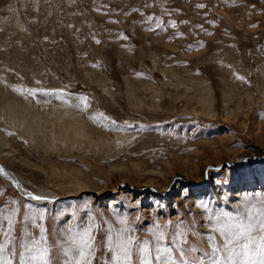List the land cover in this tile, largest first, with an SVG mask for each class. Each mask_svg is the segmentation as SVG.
I'll list each match as a JSON object with an SVG mask.
<instances>
[{
	"label": "rangeland",
	"instance_id": "obj_1",
	"mask_svg": "<svg viewBox=\"0 0 264 264\" xmlns=\"http://www.w3.org/2000/svg\"><path fill=\"white\" fill-rule=\"evenodd\" d=\"M204 92L214 116L199 102ZM263 93L264 0H0V130L27 166L17 153L0 152V163L27 191L56 195L28 199L0 175V257L43 264L28 260L25 244L36 241L52 264H63L74 225L93 227V264H112L109 238L115 244L118 233L147 241L152 264H161L158 243L174 264H211L226 255L225 223L251 219L253 236L261 235L264 161L255 159L264 157ZM8 102L44 117L72 106L96 134L73 130L55 140L49 131L42 147L25 137L24 118L7 114ZM118 134L126 144L106 141ZM241 158L253 163L206 171ZM140 260L134 245L133 264Z\"/></svg>",
	"mask_w": 264,
	"mask_h": 264
},
{
	"label": "snow or ice",
	"instance_id": "obj_2",
	"mask_svg": "<svg viewBox=\"0 0 264 264\" xmlns=\"http://www.w3.org/2000/svg\"><path fill=\"white\" fill-rule=\"evenodd\" d=\"M197 7H204V5H197ZM187 23V22H185ZM175 27V21L172 22ZM126 38V37H125ZM239 79L243 80V77H239ZM17 91H21L19 88ZM37 90L28 89L27 94L31 96H35ZM21 94L24 93L21 91ZM50 94L47 91L43 92V95L47 96ZM62 96L63 93H60ZM82 102H84V107L86 108L88 105L86 103L87 98L81 97ZM0 173L7 175V173L3 172V169L0 168ZM36 199H41V197H36ZM256 209L253 208L252 211ZM264 211V209H262ZM227 215V214H226ZM218 223H219V217ZM228 220L231 221V217H228ZM9 225L11 226V218H8ZM122 223H126V221H122ZM259 228L261 235L253 236V231H255V225L251 222V219L247 224L240 223H225L222 228L219 230L222 234L225 235L226 243L224 245L223 251L226 255H220L219 259H212L211 264H264V217L261 218L259 222ZM93 227L89 224L86 227L80 228L79 226H72L67 230V239L66 244L63 246L62 251L65 259L63 260V264H93V255H94V237L92 235ZM11 234V227L9 228V232L5 233L6 239ZM118 240L115 244L109 242V250L114 253L111 256L112 264H133V247L135 245L137 253L140 254L141 260L139 264H152V250L149 247L147 241L144 242L143 246H140L136 241L134 236H125L123 234L118 233ZM182 235V234H181ZM212 239V237H209ZM156 240L163 241L165 240V235L163 232H160L156 236ZM241 241H244L241 243ZM26 252L31 253L28 257V260L31 261H42L43 264H52L49 259V254L47 249H40L37 246L36 241L31 242V246L25 244ZM5 251V246L0 245V252ZM156 255L155 259L160 261L161 264H174L173 257L171 255L172 250L167 247L159 246L155 249ZM220 252L219 247L214 245V250L211 253L213 257H216ZM183 254V253H182ZM0 264H12L11 259L4 260L0 257ZM107 264V262H106ZM187 264V261L184 262ZM195 264V262H194Z\"/></svg>",
	"mask_w": 264,
	"mask_h": 264
},
{
	"label": "bare ground",
	"instance_id": "obj_3",
	"mask_svg": "<svg viewBox=\"0 0 264 264\" xmlns=\"http://www.w3.org/2000/svg\"><path fill=\"white\" fill-rule=\"evenodd\" d=\"M182 81V80H181ZM202 87V84H197L195 89L199 90ZM205 88V87H204ZM263 90V89H262ZM198 99L199 102L203 105L204 108V113H206V115H210V116H214L215 115V111H214V107H213V98L210 94L208 93H202L201 95H198ZM248 97V104H253V97H251L250 95L247 96ZM259 99H263L264 98V93L262 95L259 96ZM7 114H11L13 117L16 115H20L21 118L25 119V124H26V128L24 130V133L26 134V138L35 142H39L41 141L42 143L44 142V144H41V146H45L47 140H49L48 136H50V132H52V135L55 136V140L57 138L58 134H61L62 136H67V134H71V133H75L73 130H77L79 133V136L81 138L84 139H89V137H91L93 134H96L95 129L91 128L88 123L82 118L79 117L75 111H74V107H68L67 108H60V107H56L54 109H52L53 114L51 116V114H49L52 111H47L48 113H46L45 117L44 115H42V113H37L35 108H31L30 106H20L19 104H16V102H8L7 106ZM250 109V108H249ZM262 117L264 118V114H262ZM236 119V118H235ZM234 120V119H233ZM245 122L244 121V126H245ZM7 123H11V120H9ZM261 123V121H260ZM24 124V125H25ZM21 126L20 123L16 122V129H18ZM257 126H261V124H258ZM5 129H9V127L7 126V124L4 125ZM128 139V136L125 135H121L118 134L116 135V137H114L113 139L110 140L107 139L106 141L108 143H115V144H121L127 142L126 140ZM205 142V141H204ZM126 144V143H125ZM208 144V143H207ZM50 145V144H49ZM53 145V144H52ZM51 146V145H50ZM53 147V146H52ZM10 148V150H8ZM7 150L9 152H7ZM53 150V149H52ZM0 152L3 153L4 155L9 156V154L15 155L17 153L18 156H14L19 162H21L24 166L26 165V163L22 162V155L20 154V149L19 148H14V146L11 145V139H8V135L7 133L3 132L0 130ZM244 155H246V153H243ZM252 157H256L258 156V154H251ZM242 158H247V156H243ZM241 158V159H242ZM241 159H239L241 161ZM259 159L256 157L255 161ZM254 161V162H255ZM27 162H29L27 160ZM1 164V163H0ZM29 164L35 168H39L40 166L29 162ZM231 163L228 164V166L234 167V165H230ZM2 165V164H1ZM3 166V165H2ZM27 166V165H26ZM225 166V167H228ZM116 167V166H115ZM223 167V168H225ZM4 169V166H3ZM119 172H125L122 171L123 169H120L117 167V169ZM127 170V169H126ZM193 170V168H192ZM111 171V170H110ZM136 173H138L139 175L141 174L139 172V170H136ZM4 173H7V175L3 174V177L6 181V184L10 187L12 185H14V179L16 180V185H18L19 190L21 191L22 194H35L33 192L27 191L26 189H24V181L23 179L20 177H17L15 174H13L11 171H9L8 169H4ZM147 174H151V173H157V175L161 176L164 179H167V174L163 171H154L153 169H149L147 172ZM172 179V178H171ZM149 181L151 183H155L156 181L151 178L149 179ZM172 181V180H171ZM202 179L199 178L198 179V183L201 182ZM171 183V182H170ZM75 186L78 187V190H81L83 187H87V185H82L78 180H76L74 182ZM15 186V185H14ZM141 187H145V190H149L152 187H149L148 185H142ZM170 184L168 186V189L166 191L169 190ZM16 188V186H15ZM18 190V189H17ZM84 190H88L86 188H83ZM150 191V190H149ZM165 191V192H166ZM40 193L39 197L45 198L47 200H54L55 196L53 193H51V191L49 190H42L40 189L38 191ZM86 192V191H85ZM164 192V191H163ZM49 193V194H47ZM69 195L74 196V193H70ZM54 196V197H53ZM28 199H30V196H24ZM62 197V196H61ZM40 200V199H38ZM50 202V201H47Z\"/></svg>",
	"mask_w": 264,
	"mask_h": 264
},
{
	"label": "water",
	"instance_id": "obj_4",
	"mask_svg": "<svg viewBox=\"0 0 264 264\" xmlns=\"http://www.w3.org/2000/svg\"><path fill=\"white\" fill-rule=\"evenodd\" d=\"M262 162V161H264V157H259V159H257L256 160V162ZM246 163H253V159H251V158H248V159H242V161H240V162H237V163H234V164H230V165H234V167H238V166H242L243 164H246ZM228 162H225V163H221V164H219V165H217V166H215V165H213V166H208L207 168H206V171L207 170H210V169H213V168H215V169H222L223 167H225V166H228ZM0 168H2L3 169V166L0 164ZM3 172H4V169H3ZM0 175L2 176L3 175V173H0ZM177 179H179V178H176V179H174V181H173V184H174V182L177 180ZM180 180V179H179ZM15 186H16V189H18V191H20L19 190V187H18V185H16V180L14 179V183H13ZM20 193H21V191H20ZM22 194V193H21ZM23 196H30L31 198H36V197H39V195L38 194H30V193H27V194H22Z\"/></svg>",
	"mask_w": 264,
	"mask_h": 264
}]
</instances>
